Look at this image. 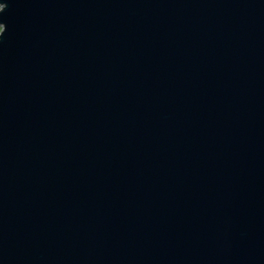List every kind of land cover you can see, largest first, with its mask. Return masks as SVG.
I'll return each instance as SVG.
<instances>
[{
	"label": "water",
	"instance_id": "1",
	"mask_svg": "<svg viewBox=\"0 0 264 264\" xmlns=\"http://www.w3.org/2000/svg\"><path fill=\"white\" fill-rule=\"evenodd\" d=\"M0 26V264H264V0Z\"/></svg>",
	"mask_w": 264,
	"mask_h": 264
},
{
	"label": "clouds",
	"instance_id": "2",
	"mask_svg": "<svg viewBox=\"0 0 264 264\" xmlns=\"http://www.w3.org/2000/svg\"><path fill=\"white\" fill-rule=\"evenodd\" d=\"M5 31V30H4ZM4 31H3V33H4ZM3 33H0V34H3Z\"/></svg>",
	"mask_w": 264,
	"mask_h": 264
},
{
	"label": "rangeland",
	"instance_id": "3",
	"mask_svg": "<svg viewBox=\"0 0 264 264\" xmlns=\"http://www.w3.org/2000/svg\"><path fill=\"white\" fill-rule=\"evenodd\" d=\"M0 31H1V26H0Z\"/></svg>",
	"mask_w": 264,
	"mask_h": 264
}]
</instances>
